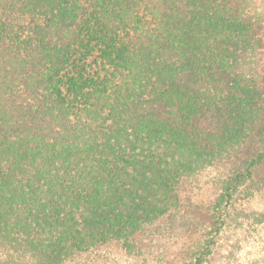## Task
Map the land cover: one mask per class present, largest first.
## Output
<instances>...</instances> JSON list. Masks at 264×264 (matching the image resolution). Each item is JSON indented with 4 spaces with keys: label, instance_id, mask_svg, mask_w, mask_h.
Instances as JSON below:
<instances>
[{
    "label": "trees",
    "instance_id": "trees-1",
    "mask_svg": "<svg viewBox=\"0 0 264 264\" xmlns=\"http://www.w3.org/2000/svg\"><path fill=\"white\" fill-rule=\"evenodd\" d=\"M250 3L0 0V264H68L110 242L135 252L183 180L257 138L220 174L180 264L211 261L239 196L264 191ZM247 217L264 226V209Z\"/></svg>",
    "mask_w": 264,
    "mask_h": 264
},
{
    "label": "rangeland",
    "instance_id": "rangeland-1",
    "mask_svg": "<svg viewBox=\"0 0 264 264\" xmlns=\"http://www.w3.org/2000/svg\"><path fill=\"white\" fill-rule=\"evenodd\" d=\"M250 9L260 19L256 33L260 38V66L264 73V0H251ZM257 138L243 145L230 158L179 185L180 205L171 216L135 235L138 249L128 251L119 242L99 245L75 256L68 264H180L189 242L200 235L207 221L208 206L217 192L216 182L229 167L246 159L256 147ZM263 173V170H261ZM264 176V173L261 174ZM257 179L261 180L260 173ZM238 221L229 224L221 246L208 264H264V226L247 216L264 209V191L238 198ZM252 223V224H251Z\"/></svg>",
    "mask_w": 264,
    "mask_h": 264
}]
</instances>
